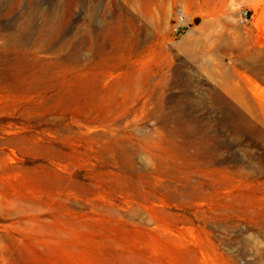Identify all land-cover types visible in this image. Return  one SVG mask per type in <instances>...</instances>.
Masks as SVG:
<instances>
[{
	"label": "rangeland",
	"instance_id": "374dc122",
	"mask_svg": "<svg viewBox=\"0 0 264 264\" xmlns=\"http://www.w3.org/2000/svg\"><path fill=\"white\" fill-rule=\"evenodd\" d=\"M3 41L0 264H264V0H0Z\"/></svg>",
	"mask_w": 264,
	"mask_h": 264
},
{
	"label": "built area",
	"instance_id": "2783aa9c",
	"mask_svg": "<svg viewBox=\"0 0 264 264\" xmlns=\"http://www.w3.org/2000/svg\"><path fill=\"white\" fill-rule=\"evenodd\" d=\"M253 18H254L253 12L248 8L242 9L238 15V21L240 24H243V25L252 23ZM184 20H185L184 15L179 14V21L183 23Z\"/></svg>",
	"mask_w": 264,
	"mask_h": 264
},
{
	"label": "bare ground",
	"instance_id": "6f19581e",
	"mask_svg": "<svg viewBox=\"0 0 264 264\" xmlns=\"http://www.w3.org/2000/svg\"><path fill=\"white\" fill-rule=\"evenodd\" d=\"M29 21V20H28ZM26 26H27V28H29L30 29V27H31V22H29V23H26ZM44 30H45V27H44ZM25 37V40L28 38V35H25L24 36ZM16 37H15V35H11V36H9V38H8V40H7V43L9 44V45H11V46H13V44L16 42ZM5 44H6V42H0V48H1V51L2 52H4L5 51Z\"/></svg>",
	"mask_w": 264,
	"mask_h": 264
}]
</instances>
